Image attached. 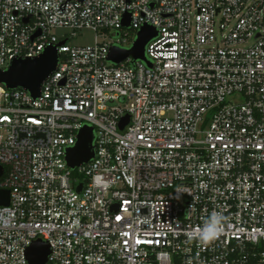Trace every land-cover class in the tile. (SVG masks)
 Here are the masks:
<instances>
[{
  "label": "built area",
  "instance_id": "2783aa9c",
  "mask_svg": "<svg viewBox=\"0 0 264 264\" xmlns=\"http://www.w3.org/2000/svg\"><path fill=\"white\" fill-rule=\"evenodd\" d=\"M144 25L148 61L110 60ZM63 41L39 97L0 85V264L37 239L46 264H264V0H0V68Z\"/></svg>",
  "mask_w": 264,
  "mask_h": 264
},
{
  "label": "water",
  "instance_id": "95a60500",
  "mask_svg": "<svg viewBox=\"0 0 264 264\" xmlns=\"http://www.w3.org/2000/svg\"><path fill=\"white\" fill-rule=\"evenodd\" d=\"M130 23L131 15L126 14L123 19V26L127 28ZM156 35L157 30L155 27L144 25L137 32L134 45L130 49L114 46L111 48L109 59L120 63L125 58L132 56L134 59L148 61L145 54L146 45ZM64 43L63 41L57 45L48 46L36 57H17L12 59L6 68H0V85H4L8 89L23 88L28 90L34 97H39L44 82L57 68L60 59L58 46ZM22 69L23 71H21ZM127 121L128 118L123 119L120 127L123 128ZM94 137V128L88 125L84 126L78 135L76 145L67 150L66 160L70 168L75 169L91 161L95 154ZM1 173L2 167L0 166V175ZM81 188L82 185L78 189L80 190ZM9 199V191L0 190V205H8ZM50 253V244L43 239H37L27 249L26 255L30 264H46Z\"/></svg>",
  "mask_w": 264,
  "mask_h": 264
},
{
  "label": "clouds",
  "instance_id": "9594fccd",
  "mask_svg": "<svg viewBox=\"0 0 264 264\" xmlns=\"http://www.w3.org/2000/svg\"><path fill=\"white\" fill-rule=\"evenodd\" d=\"M223 227V217L221 214L213 212L199 230V238L202 241H210L217 236Z\"/></svg>",
  "mask_w": 264,
  "mask_h": 264
},
{
  "label": "rangeland",
  "instance_id": "374dc122",
  "mask_svg": "<svg viewBox=\"0 0 264 264\" xmlns=\"http://www.w3.org/2000/svg\"><path fill=\"white\" fill-rule=\"evenodd\" d=\"M68 33L71 37L69 43L72 45H86L95 42V32L90 29L77 30L76 35H71L68 29H57L56 33L60 36L63 33Z\"/></svg>",
  "mask_w": 264,
  "mask_h": 264
},
{
  "label": "snow or ice",
  "instance_id": "6c2138e0",
  "mask_svg": "<svg viewBox=\"0 0 264 264\" xmlns=\"http://www.w3.org/2000/svg\"><path fill=\"white\" fill-rule=\"evenodd\" d=\"M21 71H23V69Z\"/></svg>",
  "mask_w": 264,
  "mask_h": 264
}]
</instances>
